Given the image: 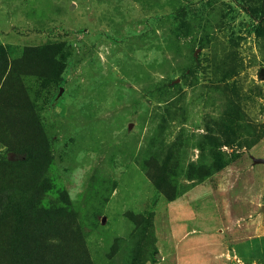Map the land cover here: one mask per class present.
I'll list each match as a JSON object with an SVG mask.
<instances>
[{"label":"rangeland","instance_id":"rangeland-1","mask_svg":"<svg viewBox=\"0 0 264 264\" xmlns=\"http://www.w3.org/2000/svg\"><path fill=\"white\" fill-rule=\"evenodd\" d=\"M252 158L264 0H0V264H264Z\"/></svg>","mask_w":264,"mask_h":264},{"label":"water","instance_id":"water-1","mask_svg":"<svg viewBox=\"0 0 264 264\" xmlns=\"http://www.w3.org/2000/svg\"><path fill=\"white\" fill-rule=\"evenodd\" d=\"M261 76H262V74H260V77ZM252 163L254 165L264 164V158H252Z\"/></svg>","mask_w":264,"mask_h":264},{"label":"trees","instance_id":"trees-1","mask_svg":"<svg viewBox=\"0 0 264 264\" xmlns=\"http://www.w3.org/2000/svg\"><path fill=\"white\" fill-rule=\"evenodd\" d=\"M24 153L27 155V158H28V159H32V154H31V152H28V151L25 150ZM196 180L199 181V178H196ZM29 207H31V206H29Z\"/></svg>","mask_w":264,"mask_h":264}]
</instances>
